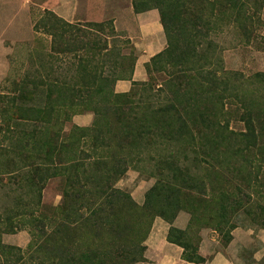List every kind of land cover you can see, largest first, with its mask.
Masks as SVG:
<instances>
[{
    "label": "trees",
    "instance_id": "obj_1",
    "mask_svg": "<svg viewBox=\"0 0 264 264\" xmlns=\"http://www.w3.org/2000/svg\"><path fill=\"white\" fill-rule=\"evenodd\" d=\"M189 1H134L136 13L159 11L167 40L147 65L149 79L153 70L170 76L157 101L141 98L148 90L137 87L155 89L147 81H133L127 93L115 91L119 80L133 79L137 59L128 65L131 55L109 41L108 34L117 33L113 20L69 23L44 11L34 26L42 42L33 48V67L1 90L0 181L18 183L40 205L46 182L60 177L63 203L47 225L42 219L11 224V231L31 226L32 240L26 251L0 240L5 264L26 256L42 264H135L145 259L144 243L157 218L170 224L167 240L184 249L183 259L203 264L202 238L191 239L194 228L225 235L228 245L237 228L233 220L244 211L264 229V205L231 185L241 174L261 172L255 185L264 198V107L242 95L236 73H218V45L210 38L224 25L248 32L255 21L249 3L256 11L264 0H198L196 17L187 15ZM237 99L242 107H228ZM88 112L91 126L72 122ZM233 115L244 122V132L230 129ZM143 162L157 180L139 205L116 185L129 166L139 170ZM182 212L190 216L185 230L174 226ZM66 236L84 249L74 251Z\"/></svg>",
    "mask_w": 264,
    "mask_h": 264
},
{
    "label": "rangeland",
    "instance_id": "obj_2",
    "mask_svg": "<svg viewBox=\"0 0 264 264\" xmlns=\"http://www.w3.org/2000/svg\"><path fill=\"white\" fill-rule=\"evenodd\" d=\"M46 1L47 0H0V94L3 86L7 84V80L23 75L26 69L29 70L33 67L34 63L31 60V58H33V48L39 46L42 42L36 41L37 34L34 30V26L42 18L44 11L47 10L45 8ZM134 1L143 3L147 0H110V8L107 11L106 18L101 21H96H114L117 33L108 34V39L120 45L119 47L124 49V54L131 55L128 65H131L133 59H137L138 56L134 40L136 38L135 36L139 34L138 14L140 13L135 12ZM250 2L249 6H251L252 9L248 10V14L255 15V17H253L255 20L254 23L251 25V28L249 26L250 30L244 32V30H239L234 26L228 27L227 25L212 30L210 32V38L215 45H218V48L216 47V55L213 49L210 51L212 52L211 55L214 53L213 56L217 57L216 60L220 61L221 59L222 67L220 68V65L214 66L218 70V73L223 75L221 72L222 70L231 72L232 74L236 73L237 76L241 78L237 83L239 82V85H242V95H244L248 101L254 102L255 106L258 108L264 107V8H258L255 11L253 1ZM189 6L191 8L188 9L189 14L187 15L196 17L200 9L199 1L190 0ZM44 39H48V37ZM259 73L262 74V77L256 76ZM169 77L167 72L153 70L147 83L154 84L155 89H150L149 86H146L147 88L142 86L137 87V89L142 91L145 89L148 90L147 92L140 93L142 94L141 98H147L149 96L151 99L157 101V91L161 88L166 78ZM135 100L136 102L140 101L138 97H136ZM229 106L234 110L242 107L238 99L233 102L230 101L228 107ZM76 116H78L76 121L82 123L80 126L83 127L91 126L94 120V115L90 112ZM79 116L81 118H86V120L80 122V120H78L81 119ZM74 117V122L72 119L73 123H75ZM228 119L230 121L229 125L231 130L238 133L245 131L244 122L241 121L239 115L230 116ZM69 128L70 124L67 126L66 130ZM193 156H195L194 153L189 155L190 161ZM138 169L139 170L129 166L127 173L117 182L116 187L129 193L136 203L143 205L146 192L155 184L157 179L151 176L152 167L146 162L140 163ZM224 175L228 178L232 177L230 172L226 170ZM262 176L263 173L261 172L259 175L252 173L250 176L249 174H241L233 181L234 184L231 185L233 188L246 190L247 192L245 193H252L254 196H252L253 203L258 202L257 205H264L263 195L260 193L259 187L255 185L257 183L256 179L258 178L259 180ZM6 178L7 177L4 179ZM248 183H251L253 188L249 189ZM24 190L26 191V195H24ZM257 190L259 192H257ZM63 193V179L60 177L52 178L46 182L40 200L41 204L38 205L35 195L30 194L25 188L22 189L18 183L12 181L9 184H5L0 181V240L6 245L16 246L25 251L28 250V246L32 240L31 226L17 228L11 231V224L18 225V223L21 222L25 224L28 222L38 223L37 220H46L48 217L57 215L59 207L63 203ZM20 195L24 197L19 198ZM254 210L257 215L259 209L256 208ZM17 213L20 215H16ZM252 218L256 217L247 216L244 211L240 212L234 218L233 221L236 223L237 228L232 232V235L234 234V242L232 248L228 250L225 249L227 246L225 243L228 238H226L225 235H219L211 229H203L199 232V228L196 227L190 231L191 239L193 242H197L200 236L203 239L202 247L210 252L227 250V253L233 256V258H236V253H242L245 259H235V264H261V262H257L255 259L253 260L252 253L253 251H258L256 253L258 259L264 254V229L256 225ZM183 219H187L185 214H181L180 219L177 220V222H179L177 224L183 225ZM47 222L48 220H46V225ZM33 226L34 224L32 228L37 231L38 228H34ZM6 229L9 231L5 232ZM161 233L164 234L165 230H162ZM66 239V241H68V243H66L71 246L74 251L78 249L82 250L85 247V244L79 245L73 242L72 238L68 236H66ZM244 245L246 249H244ZM9 258L12 259L11 262L14 260V257H11V255ZM0 264H5V258L3 256H0ZM20 264H42V258L33 259L30 256H26L25 261Z\"/></svg>",
    "mask_w": 264,
    "mask_h": 264
},
{
    "label": "crops",
    "instance_id": "obj_3",
    "mask_svg": "<svg viewBox=\"0 0 264 264\" xmlns=\"http://www.w3.org/2000/svg\"><path fill=\"white\" fill-rule=\"evenodd\" d=\"M109 2L110 0H47L45 2V8L54 12L57 16L69 23L96 22L106 18L107 11L110 8ZM138 20L139 34L135 36L136 38L134 40L138 56L135 64L133 79L119 80L115 85V91L117 93L129 92L133 86V81L146 82L149 79L147 71L148 63L155 55L163 51L167 46L164 27L161 23L160 15L157 10H151L138 14ZM77 117L78 116L74 117V124H79L78 126H80L82 123L76 121ZM79 118L81 117L79 116ZM78 120L81 122L86 120V118ZM181 214H185L187 219H183V225H178L177 223L179 222H177V220L180 219ZM189 219L190 216L187 213L182 212L177 217L174 226L185 230L188 226ZM169 229L170 224L165 220L161 218H157L155 220L151 233L145 241V259L135 264H196L187 262L183 259L184 249L182 247L168 242L167 236ZM162 230H165L164 234L161 233ZM232 236V241L225 247L227 250L233 246L234 234ZM202 240L200 243L199 253L207 259V261L203 264H235V259L242 260L243 258L242 253L239 252L238 254H235L236 258H233V256L227 253V250H218V252L207 251L202 247ZM244 249H246V247ZM257 252L258 251H253L252 258L253 260H257V262H261L264 259V254H262L258 259L256 255Z\"/></svg>",
    "mask_w": 264,
    "mask_h": 264
}]
</instances>
